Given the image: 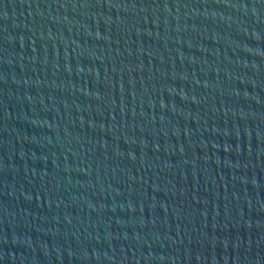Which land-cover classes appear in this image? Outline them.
I'll list each match as a JSON object with an SVG mask.
<instances>
[{
    "label": "water",
    "instance_id": "water-1",
    "mask_svg": "<svg viewBox=\"0 0 264 264\" xmlns=\"http://www.w3.org/2000/svg\"><path fill=\"white\" fill-rule=\"evenodd\" d=\"M0 264H264V0H0Z\"/></svg>",
    "mask_w": 264,
    "mask_h": 264
}]
</instances>
